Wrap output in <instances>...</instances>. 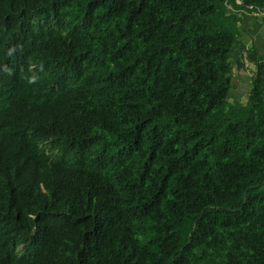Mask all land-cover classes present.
Segmentation results:
<instances>
[{"label":"trees","instance_id":"1","mask_svg":"<svg viewBox=\"0 0 264 264\" xmlns=\"http://www.w3.org/2000/svg\"><path fill=\"white\" fill-rule=\"evenodd\" d=\"M264 0H0V264H264Z\"/></svg>","mask_w":264,"mask_h":264},{"label":"crops","instance_id":"2","mask_svg":"<svg viewBox=\"0 0 264 264\" xmlns=\"http://www.w3.org/2000/svg\"><path fill=\"white\" fill-rule=\"evenodd\" d=\"M260 14L262 13L254 10L242 12L239 30L243 44L242 46L238 44L232 53V57L236 56L238 59L236 69L243 68L246 61L254 62L257 56L264 55V26ZM238 72L234 77L232 76L233 80L231 79L230 84L232 89L234 87V94H241L239 91L242 88L245 93L249 86L248 75L241 73V71Z\"/></svg>","mask_w":264,"mask_h":264},{"label":"rangeland","instance_id":"3","mask_svg":"<svg viewBox=\"0 0 264 264\" xmlns=\"http://www.w3.org/2000/svg\"><path fill=\"white\" fill-rule=\"evenodd\" d=\"M234 57V56H233ZM235 59V65L232 68V73H233V77L238 74V71H241V73L247 74L248 77L250 76V73L252 72V70L254 69V62L251 61H246V63L244 64L243 68H237L236 69V65L238 63V59L236 58V56L234 57ZM248 60V59H247ZM233 77L231 78L233 80ZM231 80V81H232ZM249 82V80H248ZM234 89V87H233ZM232 89V87L229 88L228 90V94H227V99L230 102L236 103V102H244L246 100V92L244 93L243 88L240 89L239 92H241V94H234V90ZM231 90V91H230ZM233 90V91H232Z\"/></svg>","mask_w":264,"mask_h":264}]
</instances>
